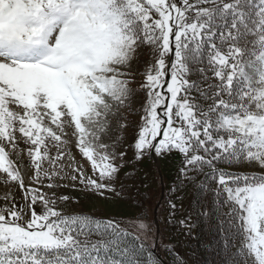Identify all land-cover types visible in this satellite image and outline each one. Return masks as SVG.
<instances>
[{"label":"snow or ice","instance_id":"snow-or-ice-1","mask_svg":"<svg viewBox=\"0 0 264 264\" xmlns=\"http://www.w3.org/2000/svg\"><path fill=\"white\" fill-rule=\"evenodd\" d=\"M144 49L152 59L137 89L131 69ZM138 91L135 159L178 153L180 176L203 174L213 194L231 264H264V0H0V180L24 193L0 207V264H141L148 224L131 222L133 234L114 218L59 210L69 197L26 187L10 158L26 152L32 184L113 191L103 181L125 156L113 122L128 126ZM66 126L97 179L75 164Z\"/></svg>","mask_w":264,"mask_h":264},{"label":"rangeland","instance_id":"rangeland-1","mask_svg":"<svg viewBox=\"0 0 264 264\" xmlns=\"http://www.w3.org/2000/svg\"><path fill=\"white\" fill-rule=\"evenodd\" d=\"M151 59L150 51L144 49L139 59L132 64L131 71L134 74L135 81L133 86L137 89H139V85L143 81L142 73L146 68V64ZM145 98L146 93L144 91H138L134 96L131 110L125 113L128 125L125 129L116 131V125L113 122L111 136L113 139L119 138L117 152H125L122 160L117 158L115 161L118 166L123 165V167L119 168L115 178L110 181H103L111 184L113 191H105L103 195L84 191L78 180L74 182L70 178H66L63 181L58 180L57 183L66 186L56 189L44 187L43 185L48 183L47 180H44L42 184H32L30 177L33 174V170L26 152L22 151L19 156L13 152L10 158L20 168L22 174H25L26 187L31 185L32 187L40 188L42 192L49 195L55 191L57 196L69 197L67 202H58L57 207L59 210L66 213H86L100 218H114L121 222V227H127L128 231L133 234H136V229L129 226L131 222L143 220L144 223L149 225L151 232L148 237L141 236V240L144 242L147 254H151V259L156 264L158 255H161L165 261L168 260L167 253L169 255V249L174 253L181 252L182 248L179 245V238H181L183 230L187 229L191 223L190 200L192 186L189 184L181 186V188L176 186L181 167V157L176 152L158 157L153 151L151 156L146 153L141 160L135 159L134 149L131 145L134 143L135 135L141 122V106ZM162 113L163 109L161 110ZM65 130L68 133L65 138L71 142L69 147L71 148V155L75 157V164L82 165L86 175L97 179L98 173L93 175L90 164L79 154L78 149L74 146L75 136L72 135L73 129L66 126ZM17 135L19 136V133ZM104 141L106 143L111 142L108 137H105ZM26 147L23 142L20 143L21 149ZM49 151L50 155H56V149L51 144H49ZM63 164L65 174L68 177L75 174L72 172V167L70 166L72 161L70 159L66 157L63 160ZM235 166L229 171L261 174L258 167ZM44 167H48L47 162L44 163ZM0 176H3V174H0ZM9 193L12 200H5L4 196ZM13 200L18 205L23 204L24 193L18 185L6 184L3 180H0V207L5 204H11ZM170 202L175 204V208L171 207ZM36 208L37 211H40L39 203ZM181 221H184V223L181 224ZM196 242L198 241H193V245L197 244ZM194 248L195 250L197 249L196 246ZM216 249L214 250L216 251ZM184 256L187 259V255L184 254ZM226 256L227 261H229L231 255ZM174 258L177 259L178 256L175 255ZM193 258L194 262L201 263V258L197 254ZM190 262L193 263V260L191 259Z\"/></svg>","mask_w":264,"mask_h":264},{"label":"trees","instance_id":"trees-1","mask_svg":"<svg viewBox=\"0 0 264 264\" xmlns=\"http://www.w3.org/2000/svg\"><path fill=\"white\" fill-rule=\"evenodd\" d=\"M210 75V74H209ZM210 83L213 81H209ZM220 167H226L225 165H220ZM236 167L235 165L227 168ZM207 171V170H206ZM237 173H243L238 171ZM190 176H194V180H186L180 176L178 173L177 178V188H181L186 184L192 186V195L190 200V216L191 223L189 227L183 230L181 238H179V245L182 248L181 252L174 253L169 252L168 260L165 261L162 257L158 258L156 264H231V259L227 261V256L235 252V248L224 250L223 244V234L219 229L220 220L217 217L214 204V197L211 192H206L200 188V184L204 181L203 174H196L194 172L189 173ZM215 188V184L212 185ZM203 213H207L204 215ZM197 244L193 245V241ZM192 241V242H191ZM196 246V250L195 247ZM215 247V248H214ZM217 248V249H216ZM216 249V251L214 250ZM184 254L187 255V259ZM198 255L201 258V263L194 262L193 256ZM209 254V255H208ZM177 255L178 258H174ZM184 256V260L182 259ZM225 258V259H223ZM193 260V263H189L190 260ZM149 255L147 254L146 249L144 248L141 256V264H148Z\"/></svg>","mask_w":264,"mask_h":264},{"label":"water","instance_id":"water-1","mask_svg":"<svg viewBox=\"0 0 264 264\" xmlns=\"http://www.w3.org/2000/svg\"><path fill=\"white\" fill-rule=\"evenodd\" d=\"M165 119V118H164ZM165 126V125H164Z\"/></svg>","mask_w":264,"mask_h":264}]
</instances>
